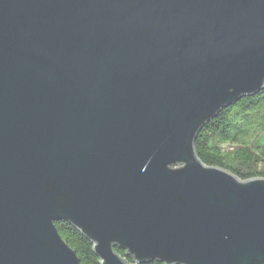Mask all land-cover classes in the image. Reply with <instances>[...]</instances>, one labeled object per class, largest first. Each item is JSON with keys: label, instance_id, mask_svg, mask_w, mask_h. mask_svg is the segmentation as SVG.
<instances>
[{"label": "water", "instance_id": "obj_1", "mask_svg": "<svg viewBox=\"0 0 264 264\" xmlns=\"http://www.w3.org/2000/svg\"><path fill=\"white\" fill-rule=\"evenodd\" d=\"M263 87L264 0H0V264H81L61 219L100 264H264V176L195 149Z\"/></svg>", "mask_w": 264, "mask_h": 264}, {"label": "trees", "instance_id": "obj_2", "mask_svg": "<svg viewBox=\"0 0 264 264\" xmlns=\"http://www.w3.org/2000/svg\"><path fill=\"white\" fill-rule=\"evenodd\" d=\"M195 149L207 164L228 169L242 178L264 176V87L223 108L198 131ZM81 264H100L94 243L70 221L55 222ZM128 261L126 250L115 248ZM140 264H165L152 259Z\"/></svg>", "mask_w": 264, "mask_h": 264}]
</instances>
